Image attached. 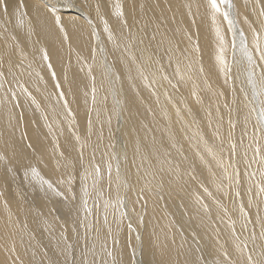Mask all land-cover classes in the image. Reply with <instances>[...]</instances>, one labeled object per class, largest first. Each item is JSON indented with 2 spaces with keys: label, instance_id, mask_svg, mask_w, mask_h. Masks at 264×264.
Here are the masks:
<instances>
[{
  "label": "bare ground",
  "instance_id": "obj_1",
  "mask_svg": "<svg viewBox=\"0 0 264 264\" xmlns=\"http://www.w3.org/2000/svg\"><path fill=\"white\" fill-rule=\"evenodd\" d=\"M7 2L10 15L5 18L0 12V59L3 61L0 70L5 74L0 81L4 82V88L0 89V156L5 158L0 161V264H81L82 260H93L90 251L93 244L99 253L108 227L116 232L111 214L109 225L103 223L104 201L110 197L114 200L116 196L117 160L111 161V186L107 172V162L113 156L119 158L121 180L127 179L133 186L128 194V210L144 184L145 169L154 171L162 164L168 169L165 160L171 161L173 167L179 165V175L166 174L162 189L148 190L143 193L144 199L135 204V213H130L132 230L128 228L129 219L125 218L116 233L119 243L113 245L107 239L108 246L115 248L119 264H220L223 251L233 260H243L236 249L239 241L228 227L230 220L236 221V233L241 240L249 241V248L253 229L257 250L264 247L257 223V206L259 216L264 217V197L257 198L253 187V204L248 206L247 177H243L239 188L232 189L226 187L225 179L224 190L218 191L216 183L221 169L202 152L203 145L199 151L205 158L201 160L197 154L194 139L197 133L213 150L219 145L214 132L218 123L220 134L227 136L229 110L225 104L232 109L231 118L237 122L234 139L239 140L247 113L244 95L251 96L243 76L225 83L215 66L216 37L206 0H24L26 9H21L19 16L11 15L18 0ZM233 3L238 10L233 16L236 44L239 45V33L243 31L255 56L251 29L264 34V17L260 16L264 0H233ZM63 4L70 6L62 7ZM117 4L122 6L127 29L114 14ZM52 6L61 16L67 39L55 27L47 10ZM101 17L108 21L113 32L111 42ZM217 24L229 41L231 59L232 33L222 17L217 18ZM153 35L155 40L151 39ZM195 44L199 45L200 53L194 69L199 66L204 69L203 75L193 73L198 85L196 96L192 94L191 81L179 84L177 89L160 81L156 85L157 105L156 97L143 88L131 57L136 58V64L149 77L160 67L156 63L159 60L164 73L176 83L172 76L175 65L169 67L165 50L171 46L175 60L179 55L177 49L182 53ZM42 50H47L51 70L48 62L42 60ZM236 54L241 55L239 47ZM9 60L12 72L8 71ZM185 63L181 60L182 69ZM105 65L112 73L131 68L133 82L125 76L120 83L110 86ZM57 81L74 118L67 116L63 102L57 100ZM21 85L31 98L21 90ZM9 89L16 93L19 107H13L16 101L11 100ZM165 91L171 95V103ZM218 93H223V97ZM32 99L39 104V109ZM248 130L251 132V124ZM248 142L245 139L244 143ZM93 164L100 165L102 178L97 192L89 197L93 215L88 218L86 229L81 204L83 188L92 183L90 178L85 180V174L92 170ZM32 167L56 191L34 181L30 175ZM240 167L243 175V164ZM235 190L241 192L239 198ZM57 191L61 194L57 195ZM241 203L253 221L248 231L240 227ZM92 225L99 229L95 241ZM13 246L15 253L10 251ZM95 259L97 264L102 260L110 264V258L102 253Z\"/></svg>",
  "mask_w": 264,
  "mask_h": 264
},
{
  "label": "snow or ice",
  "instance_id": "obj_2",
  "mask_svg": "<svg viewBox=\"0 0 264 264\" xmlns=\"http://www.w3.org/2000/svg\"><path fill=\"white\" fill-rule=\"evenodd\" d=\"M62 7H69V4H63ZM206 6L208 9V14L211 16L212 23L214 26V32L216 37V49H215V66L218 68V72L220 75L224 77L225 83L235 82L243 76L245 78L246 84L249 86L251 90V96L247 93L244 95L245 100V108L247 109V113L244 116V128L241 131V137L239 140L234 139V132L237 126V122L233 121L231 118L232 109L228 104L224 106L229 110V120H228V132L227 136H222L220 134V126L219 123L217 124L216 128L214 129L215 132V139L219 141V145L216 150H213L211 147L208 146L207 142L203 139L202 136H199L197 133L194 136L196 140V147L198 149L197 154L200 156V159L203 160L205 157L201 154V145H203L202 152L207 153L208 156L212 158L215 162L216 166L221 169L220 176L216 183V188L218 191L224 190V183L223 181L227 180L226 187L232 189L233 186L235 188H239L242 185L243 177L248 178V187L246 189L249 200L248 206L251 207L253 204V197H252V190L253 187L256 188V197H264V34H258L256 29H251L253 33L252 39V46L255 50L256 55H253V52L249 49L247 39L241 31L239 33V45L236 44V36L237 33L234 29V14H238V10L236 9V5L233 3V0H206ZM10 5L7 0H0V12L3 13V16L7 18L10 15L9 12ZM26 9V5L24 4V0H18V3L12 9L11 15L19 16L20 10ZM115 15L120 17L125 29L128 28V24L126 20H123L124 12L122 6L117 4L115 6ZM53 17V23L55 27L64 34L65 39H67V33L61 21V16L57 14L56 7L52 6L47 9ZM97 12H99V5H97ZM24 15H27V12H24ZM260 16L264 17V10L260 12ZM222 17L224 21L227 22L228 31L232 33V41H231V59H229V41L226 39L225 33L222 31L221 27L217 24V18ZM101 20L104 25V31L108 33V40L111 42L114 40L113 32L109 27L108 21L101 17ZM245 22H247V18H245ZM15 39V38H13ZM152 40H155V35L152 36ZM191 41V37H189ZM143 43V40L140 41ZM161 45L163 41L160 42ZM119 46V45H117ZM130 45H126L125 47H129ZM237 47H239L240 56H237ZM103 51V49H101ZM167 54V59L169 63V67H172L173 64L175 65L172 76L176 78V83L172 82V79L169 78V75L164 73L163 65L160 64V61L157 60L156 63L160 65L157 72H153L151 77L146 75L142 66L136 64V58L133 56L131 57L132 63L136 67V72L140 79V82L143 88L148 89L152 96L156 97V103L159 105V96L157 95L156 85L160 81L167 82L169 86L173 89H177L178 85L181 83H187L189 81L193 84V96H196V89L198 85L195 83L193 78V73L197 72L200 75L204 74V69L202 66L196 67L194 69V65L199 63L198 55L200 53V48L198 44H195L191 47V49H185L184 52L180 53L179 49L176 50L179 53L178 57L174 60L173 58V49L169 46L168 49L165 50ZM258 57V59H257ZM95 59V57H93ZM42 60L48 62V67L51 70V63L49 61V56L47 50H42ZM181 60H185L186 63L181 67ZM3 67V61L0 59V69ZM13 65L11 60H9V67L8 71L12 72ZM259 68V72L257 69ZM91 72V69H89ZM131 68H127L123 72L112 73V70L107 68L105 65V74L109 77V84L112 86L114 83H120L122 77L128 79L129 82H133L134 78L131 75ZM4 72L0 70V81L4 80ZM39 75V74H37ZM114 77V80L112 79ZM15 78V77H14ZM52 78L55 80V72H52ZM205 84L207 87H211L207 84V80H205ZM133 86H135L133 84ZM21 90L26 94L29 95L28 90L20 86ZM4 88V82H0V89ZM55 88L59 90L57 92V100L62 101V107L66 111L68 117H73V112L69 108V103L65 98V93L61 88V84L59 81L56 82ZM10 93L11 100L16 101L13 107H19V101L16 96V93L11 89L8 90ZM235 92V88L233 89ZM240 91L244 93V88L241 87ZM96 89L93 86L92 88V102L95 104L96 102ZM165 97L168 101L172 102L171 95L165 91ZM220 97H223V93H218ZM31 98V97H30ZM7 103V99L4 101ZM32 103L36 104L35 99H32ZM233 104L236 103L235 98L232 101ZM120 102L116 101V106L119 107ZM37 109H39V104H36ZM217 112H219V108H217ZM119 113H117L118 115ZM177 116L180 115V109H176ZM211 116V112L208 113ZM13 116L11 112L9 113V123ZM47 119V117H45ZM223 118L220 117V120ZM254 121V122H253ZM110 123V121H109ZM252 125V130L249 132L248 125ZM211 126V124H210ZM51 125H49V130H51ZM245 139L249 142L247 144L244 143ZM76 140L79 142V136L76 137ZM82 148L84 145L82 144ZM95 149L93 150V158H94ZM251 153V155H249ZM61 155H63L61 153ZM5 158L0 156V161H3ZM117 160L115 164L116 170V196L113 200L111 197L106 199L103 204V223L105 225H109V215L112 216V224L116 227V232H113L111 226L108 227V234L107 238L100 242L99 248L100 252L97 253L95 243L93 244L92 248L90 249L94 259L93 260H82L81 264H97V260L95 259L100 253L103 256L110 258V264H119L116 252L114 247H109L107 243V239L110 238L113 245L119 243L118 236L116 233L119 231V226L123 222L125 218L129 219L128 228L132 230V222L130 213H135V204L140 200L144 199L143 193L147 192L148 190H155V188H163V181L166 174H176L179 175V165L173 167L171 165V161L165 160L164 163L169 165L168 169H165L163 164L159 169L156 170H149L145 169L143 173V181L144 184L141 187L140 191L136 193L137 200L132 202V208L128 210L127 208V199L128 194L133 191V186L129 184L127 179L121 180V173H120V164L118 157H110L107 162V172L109 175V186H111V173L113 170L112 160ZM127 158L125 157V160ZM143 160V157L141 158ZM241 164H243V175L241 173ZM255 166V170L253 169ZM91 171L86 172L85 180L91 179L92 183L91 186H85L83 188V199L81 207L84 212V227L88 229L89 225L87 223L88 218L93 215L92 208L89 207V197L92 196L93 193L97 192V185L99 184L102 176H101V167L98 164H93L91 166ZM27 176L28 173H25ZM30 175L32 179L40 184V186H47L48 190L56 191L53 184L44 179L37 168L32 167L30 169ZM257 177L259 178L257 180ZM190 178L195 179L193 175L190 174ZM139 182V181H138ZM63 183V181H61ZM72 183L71 177L67 180V184L70 186ZM91 189V190H90ZM71 191L70 187L68 189ZM123 191V195L121 192ZM204 191L208 193V195H212L211 192H208V189L205 188ZM57 191V195H60ZM234 194L237 198L241 196V192L239 190H235ZM204 210L207 211V206L203 205ZM258 212V220L257 223L260 228V236L264 238V217L259 216V206H257ZM238 211L240 214V219L243 221L241 223V230L248 231V225L252 224L253 221L251 220L249 213L245 210V205L241 203L238 207ZM226 212V210H225ZM142 223V219H141ZM236 221L230 220L228 227L231 230V234L235 240L239 241L236 244V249L239 251L240 255L243 257V260H233L230 257V254L227 251H223L221 253L222 259L220 264H264V247H261L260 250H257L255 245L256 235L253 229L252 233L249 236V240L252 241V247L249 248V241L248 240H241L240 236L236 233ZM255 227V226H254ZM92 229L95 231V235L93 240L95 241L98 237L99 229L96 228L95 225H92ZM139 239V236L137 237ZM67 247H71L68 245ZM11 252L15 253V247L13 246L10 249ZM15 264V262H14ZM75 264V262H74ZM100 264H105V261H100Z\"/></svg>",
  "mask_w": 264,
  "mask_h": 264
},
{
  "label": "rangeland",
  "instance_id": "obj_3",
  "mask_svg": "<svg viewBox=\"0 0 264 264\" xmlns=\"http://www.w3.org/2000/svg\"><path fill=\"white\" fill-rule=\"evenodd\" d=\"M193 240V239H192ZM196 243V242H195Z\"/></svg>",
  "mask_w": 264,
  "mask_h": 264
}]
</instances>
